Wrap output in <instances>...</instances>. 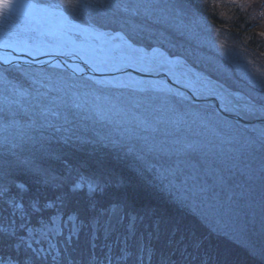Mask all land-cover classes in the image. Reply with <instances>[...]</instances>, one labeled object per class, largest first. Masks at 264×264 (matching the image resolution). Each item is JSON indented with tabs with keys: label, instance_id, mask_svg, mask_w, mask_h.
Returning <instances> with one entry per match:
<instances>
[{
	"label": "rangeland",
	"instance_id": "obj_1",
	"mask_svg": "<svg viewBox=\"0 0 264 264\" xmlns=\"http://www.w3.org/2000/svg\"><path fill=\"white\" fill-rule=\"evenodd\" d=\"M29 1L62 10L72 19L105 35L117 34L148 50L159 47L183 65L199 69L232 90L238 88L251 101L264 106V53L259 58L254 57V53L248 54L246 49L249 46L239 41L232 19L221 22L219 19L220 23L213 25L196 13L189 0ZM232 1L254 5L260 16L253 18H262L261 23L264 22V13L256 6L264 5V0ZM199 2L214 3L212 0ZM100 11L98 17L96 13ZM66 33H60L56 27L49 30L34 20L25 8L0 17L2 40L47 51L55 48L73 50L89 58H96L97 53L117 63L134 61L143 64L142 60L129 53L121 54L106 48H96V53H93L89 46L92 48L97 40H89L75 32ZM257 34L264 37V28H259ZM52 68L47 71L29 70V73L24 71L21 75H28L29 81H22L21 75L13 74L19 80L14 82L21 83L19 87L7 88L0 81L1 146L7 145L12 155L24 152L30 156L31 153H28L34 149H49V141L54 139L49 132L53 131L71 140L77 137L88 141L95 147L117 145L122 150L134 149L145 163H163L170 159L164 157L173 156L172 159L180 163L177 166L190 168L191 175L195 173L194 168L203 165L205 175H208L200 176V180L208 183L205 177L212 178L217 183L216 178L220 177L215 190L223 192L220 195H227L228 198L226 213L213 206L212 198L209 208H205V213L214 218L221 214V218H217L219 225L212 226L213 233L248 245L249 250L256 251L264 259V124L234 122L230 117L221 120L218 110L211 105L191 106L177 95L155 92L124 77L104 80L81 76L70 79L58 68ZM3 75L0 74V78ZM11 80L10 77L8 84H12ZM204 106L213 108L215 113ZM38 153L35 158L24 162L39 172L43 181L67 185L68 178L53 173V167L44 164ZM164 153L168 156L162 157ZM216 170L220 176L213 177ZM70 174L73 175V172ZM90 177L96 181L95 175ZM80 178L90 180L83 173L78 180ZM80 181L77 183L82 187ZM75 188L78 187L74 184ZM192 201L196 205L199 203L194 199ZM122 220L124 218L118 212L111 215L105 213L102 217L104 224L101 226L94 220L93 230L98 233L102 229L103 236L109 237L117 231L116 224ZM68 221L73 225L74 234H77L81 226L75 222V216L68 217L64 226L68 225ZM134 221L132 216L127 225L129 236L137 227ZM50 229L49 232L58 235L64 231L60 216L55 218ZM149 231L150 228L139 230L140 247H143L144 235ZM195 238V235L190 237L194 244L192 248L187 243H177L182 240L181 236L175 242L172 240L168 253L185 247L191 249L189 256L192 253L200 255L204 247L198 251L200 242ZM148 251H151L150 244ZM0 264L9 263L3 260Z\"/></svg>",
	"mask_w": 264,
	"mask_h": 264
},
{
	"label": "trees",
	"instance_id": "obj_2",
	"mask_svg": "<svg viewBox=\"0 0 264 264\" xmlns=\"http://www.w3.org/2000/svg\"><path fill=\"white\" fill-rule=\"evenodd\" d=\"M189 1L196 13L213 25L227 18L232 19L239 41L249 46L246 49L248 54L254 53V57L259 58L264 53V37L257 34L259 28H264V22L261 23L262 18H253L260 16L254 5L246 6L232 0H212L213 4ZM256 6L264 13V5ZM96 15L99 17L101 11ZM49 69L53 68L2 66L0 74L4 75L0 81L7 88L19 87L21 83H15L19 81L15 74ZM58 70L70 79L81 78L67 70ZM21 76L22 81L30 79L28 75ZM10 77L12 84H8ZM203 108L215 113L211 107ZM219 118L224 120L222 116ZM52 133L49 132L54 138L49 141V149H34L28 153H31L30 156L24 152L12 155L7 145H0V263L7 260L9 264H129L136 259V255H140L137 258L142 260L141 264H264L261 255L249 250L248 245L213 233L212 229L219 225L217 218H221V214L214 218L205 213V208H209L211 198L218 209L221 201L228 199L227 195H220L223 192L215 190L221 179L217 170L213 174V177H218L217 183L206 177L209 182L203 183L199 177L208 175H205L203 165L194 168L195 173L191 175L190 168L177 166L180 163L167 153L162 157L168 156L163 159L170 158L169 161L156 162V165L142 162L134 149L122 150L117 145L100 148L77 137L71 140ZM37 153L44 164L53 167V173L68 178L64 181L67 185L43 181L41 174L24 162L35 158ZM70 167L77 170H70ZM80 173L90 178L91 182L86 178L78 180ZM91 175L96 176V181L91 180ZM75 176L77 179H74ZM76 181L83 186L73 189V182ZM89 186L95 191H89ZM209 189L219 194H211ZM193 199L199 203L196 205ZM113 212L122 214L124 218L116 224L117 231L109 237L103 236L102 229L94 232V220L102 226L103 215ZM71 215L81 226L77 234H74L70 221L64 226ZM59 216L64 231L59 235L52 234L50 227ZM132 216L137 226L132 233L136 232L133 238L127 235V225ZM148 228L150 231L144 235L143 247H140L139 230ZM191 235H195V240L200 242L198 251L204 247L200 255L192 253L189 256L191 249L184 247L174 254L168 253L172 240L175 242L180 236L182 240L177 243H187L192 248ZM127 254L134 258L124 259ZM136 260L131 264H137Z\"/></svg>",
	"mask_w": 264,
	"mask_h": 264
},
{
	"label": "bare ground",
	"instance_id": "obj_3",
	"mask_svg": "<svg viewBox=\"0 0 264 264\" xmlns=\"http://www.w3.org/2000/svg\"><path fill=\"white\" fill-rule=\"evenodd\" d=\"M23 2L32 5V7L25 8L27 13L34 20L46 26L49 30H51L52 27H56L60 33L65 35H67L66 31H69L78 33L89 40H97V43H95L92 48L89 46L93 53H96V48H106L107 50L115 51L121 54L129 53L143 62V64L136 63L134 61H121L117 63L116 61L109 60L97 53L96 58L84 57L77 53L83 58V62L75 60L76 58L74 55L63 56L61 59L55 60L58 64H64L74 72H84L89 74L90 71L105 73L111 72L108 74V78H110L118 76V74L113 72L122 73V71L126 68V65L132 66L133 68L129 69L135 70H124V78L131 79L132 81H135L148 89L154 90L155 92L168 94L170 96L177 95L181 99L187 101L191 106H194V104H204L201 102H193V99L200 100L201 98H206L209 95H214L218 97L227 113L232 115L235 114L236 116L245 119H264L263 107H260L251 101L252 99L244 92L238 88L232 90L224 86V83L222 84L217 81L214 77L201 73L199 69L183 65L178 59L159 47L148 50L130 43L124 37H120L117 34L105 35L95 31V29L72 19L62 10L49 7L46 8L43 5H39L29 0H23ZM26 45L28 44H23L22 47L25 49L27 48ZM6 46H10V43H7ZM54 50H56V53L59 52L57 48ZM27 52L29 53L28 50ZM42 52L48 53L51 51L43 50ZM30 54L37 57L34 52ZM24 55L21 51L15 55L2 53L0 50V60H29V56L27 54ZM35 57L30 59L35 60ZM124 65L125 67H123ZM32 67L39 68V66H31L30 68ZM219 114L226 118V116L221 113ZM231 120L237 122L234 119ZM73 183L75 184V187H79L78 183ZM221 202L222 204L220 203L219 210L224 213L228 212V209L226 210L227 200H223ZM214 205L216 204H213V206Z\"/></svg>",
	"mask_w": 264,
	"mask_h": 264
},
{
	"label": "water",
	"instance_id": "obj_4",
	"mask_svg": "<svg viewBox=\"0 0 264 264\" xmlns=\"http://www.w3.org/2000/svg\"><path fill=\"white\" fill-rule=\"evenodd\" d=\"M7 43H10V46H6ZM22 46L23 45L20 46L18 43H13V42H10V41H6V40L0 39V50L2 51V53L17 55V53L19 51H21V52H23V55L27 54L29 56V60H27V61H25V60L22 61L21 59H14V60H7V61L0 60V65H24V66H45V65H51V66H60V67L69 69L71 72H73L75 74H87V75H92L94 77H101V78H104V79L121 78V77H124V75H123L125 73L124 70H131V71L135 70V69H133V70L129 69V68H133V67L126 65V68L122 71V73L113 72L115 74H118V76L110 77V78H108L109 77L108 74H110L111 72L105 73V72L90 71V74L89 73H84V72H74L73 70L68 68L66 65L58 64L57 62H55V60L56 59H61V57H63V56L74 55L75 58H76L75 60H77V61L80 60V61L83 62V58L81 56H79L77 53H75V52H73L71 50H65V51L58 50L59 51L58 53H56V50H54V51H51V52H48V53H43L42 52L43 51L42 48L26 45L27 48L24 49V47H22ZM28 47H30V48H28ZM27 50L29 51V53L27 52ZM33 52L35 53V55L37 57L32 56V54H30V53H33ZM34 57H35V60L34 59L33 60L30 59V58H34ZM123 67H125V65ZM107 70L110 71L109 69H107ZM131 73H133V72H131ZM147 76H150V75H147ZM192 101L193 102H201V103H204V104L211 105V106L215 107L218 110V112L221 113L222 115H224L226 117L233 118V119H235L237 121H241L243 123H262V124H264V119H259V118H256V119H245V118L238 117L235 114L232 115L230 113H227L226 109L222 106V104H221L220 100L218 99V97H216L214 95H209L208 97L201 98L200 100L193 99ZM257 105L260 106V107H263V109H264L263 105H260V104H257Z\"/></svg>",
	"mask_w": 264,
	"mask_h": 264
},
{
	"label": "snow or ice",
	"instance_id": "obj_5",
	"mask_svg": "<svg viewBox=\"0 0 264 264\" xmlns=\"http://www.w3.org/2000/svg\"><path fill=\"white\" fill-rule=\"evenodd\" d=\"M32 7V5L24 3L23 0H0V17L10 16L19 9ZM89 191H95L89 186Z\"/></svg>",
	"mask_w": 264,
	"mask_h": 264
}]
</instances>
